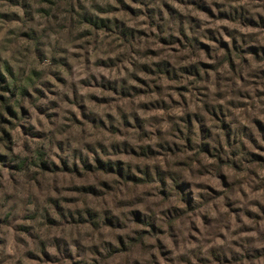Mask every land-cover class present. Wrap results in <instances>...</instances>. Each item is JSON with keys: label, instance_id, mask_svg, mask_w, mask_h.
Here are the masks:
<instances>
[{"label": "clouds", "instance_id": "obj_1", "mask_svg": "<svg viewBox=\"0 0 264 264\" xmlns=\"http://www.w3.org/2000/svg\"><path fill=\"white\" fill-rule=\"evenodd\" d=\"M0 264H264V0H0Z\"/></svg>", "mask_w": 264, "mask_h": 264}]
</instances>
